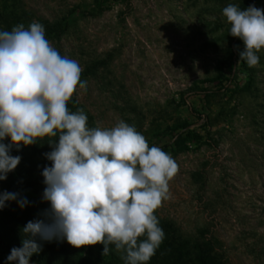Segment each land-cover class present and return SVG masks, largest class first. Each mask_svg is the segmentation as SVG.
<instances>
[{
    "label": "rangeland",
    "instance_id": "obj_1",
    "mask_svg": "<svg viewBox=\"0 0 264 264\" xmlns=\"http://www.w3.org/2000/svg\"><path fill=\"white\" fill-rule=\"evenodd\" d=\"M229 4L264 9V0H0V30L41 23L87 81L70 111L83 109L89 127L123 120L173 157L178 172L157 217L188 236L204 227L233 264H264V49L255 67L240 60L243 42L228 34L222 14ZM182 132L191 133L179 149ZM55 139L20 155L18 165L33 159L38 166L18 177L29 203L0 209V264L22 246V227L49 207L41 172L51 166L44 153ZM37 242L42 248L30 264H123L114 247L103 256V245H93L81 260L85 246Z\"/></svg>",
    "mask_w": 264,
    "mask_h": 264
},
{
    "label": "clouds",
    "instance_id": "obj_2",
    "mask_svg": "<svg viewBox=\"0 0 264 264\" xmlns=\"http://www.w3.org/2000/svg\"><path fill=\"white\" fill-rule=\"evenodd\" d=\"M222 14L228 34L243 42L240 60L257 66L264 9L229 4ZM81 73L76 60L46 39L41 23L0 30V181L20 163L19 155L10 154L13 149L56 138L44 153L51 166L41 172V199L49 207L42 219L22 227V246L10 250L6 264H30L41 251L38 240H66L75 248L102 244L103 256L114 247L123 264H148L163 242L154 213L169 198L178 164L160 147H150L134 125L120 120L111 128L89 127L83 109L70 111L77 87L87 91ZM10 201L20 208L29 203L19 192H0V209Z\"/></svg>",
    "mask_w": 264,
    "mask_h": 264
},
{
    "label": "trees",
    "instance_id": "obj_3",
    "mask_svg": "<svg viewBox=\"0 0 264 264\" xmlns=\"http://www.w3.org/2000/svg\"><path fill=\"white\" fill-rule=\"evenodd\" d=\"M70 104L71 103L68 102V107L71 106ZM190 133L191 132H182L177 135L175 143L179 149L185 147L186 137H188ZM3 142L8 143V139L6 138ZM25 149L26 146H22L19 151L13 149L10 154L13 156H24L26 155ZM33 150H35L34 147ZM32 160L33 159H30L26 166L23 164L17 165L14 171L8 173L7 179L0 181V191L8 189L10 192H18V177L28 174V170L31 167L37 169L38 165L36 166ZM22 165L23 167H21ZM23 185L24 184L21 183L20 187ZM12 207L18 208L17 203L15 202ZM157 218L159 226L163 229L165 235L163 242L156 250L155 255L151 257L148 264H233L225 256V250L219 238L213 234L207 236V230L204 227L199 228L196 235L188 236V234L184 233L176 225H173V222L167 219ZM92 248L93 245L85 246L86 254L85 256H81V260L89 258Z\"/></svg>",
    "mask_w": 264,
    "mask_h": 264
}]
</instances>
